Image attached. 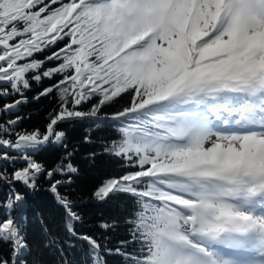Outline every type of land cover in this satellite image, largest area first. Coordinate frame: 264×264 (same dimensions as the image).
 Here are the masks:
<instances>
[{
    "label": "snow or ice",
    "instance_id": "snow-or-ice-1",
    "mask_svg": "<svg viewBox=\"0 0 264 264\" xmlns=\"http://www.w3.org/2000/svg\"><path fill=\"white\" fill-rule=\"evenodd\" d=\"M42 98L43 123L25 127ZM75 125L87 127L73 143ZM86 170L102 174L84 193ZM41 191L61 223L41 216L33 235ZM85 203L123 218L82 230ZM46 255L264 264V0H0V264Z\"/></svg>",
    "mask_w": 264,
    "mask_h": 264
},
{
    "label": "trees",
    "instance_id": "trees-1",
    "mask_svg": "<svg viewBox=\"0 0 264 264\" xmlns=\"http://www.w3.org/2000/svg\"><path fill=\"white\" fill-rule=\"evenodd\" d=\"M48 82L45 81V84ZM39 89H34L33 92H29V97L35 95V91H38ZM124 103V101H120V104ZM120 104H115L110 108H107V111H112L116 107H119ZM51 103L50 100L47 98H42L38 102H30L29 104L25 105L23 108L24 114H30L31 118L26 119L24 122V126L27 128H31L33 126H40L44 121V116L46 112L50 109ZM86 125H75V126H69L68 132L69 136L73 143H76L81 140L83 135L85 134V128ZM98 137L108 136L111 135L110 131L107 129L98 131L95 133ZM98 150L99 146L98 144L95 145H82L80 148L81 153H86L87 151H91L93 149ZM56 152L55 151H48L41 155V159L51 162L55 159ZM100 168L106 169V170H112V169H118V164L115 161L109 160L107 157L103 158V162L99 165ZM99 174L97 171L88 172L86 170L85 179L80 183V187L78 188V191L86 193L88 191V188L90 187L91 181ZM31 208L29 209L28 215H29V230L30 233L35 235L38 234L39 231V217H43L50 227H52L54 230H58L60 223H61V213L60 210L57 208V206L52 201L51 196L41 191L37 193L34 197L30 200ZM80 211L82 212L84 216V226L82 230H91V231H99L97 228V223L101 217L104 218H112L116 217L120 220L123 218V213L120 211V208L113 204L111 206L107 207H97L94 204L91 203H85L81 205ZM111 239L112 242L115 243L120 238L124 237L126 235L125 226L123 223L120 224L119 227H117L115 230H113L111 233ZM49 264H55L56 258L51 255H46L45 257ZM109 264H120V260L118 257H109Z\"/></svg>",
    "mask_w": 264,
    "mask_h": 264
}]
</instances>
